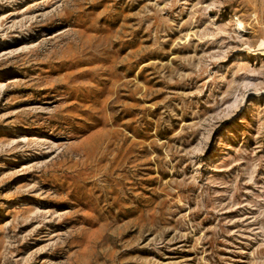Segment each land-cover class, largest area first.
Masks as SVG:
<instances>
[{"label": "rangeland", "instance_id": "rangeland-1", "mask_svg": "<svg viewBox=\"0 0 264 264\" xmlns=\"http://www.w3.org/2000/svg\"><path fill=\"white\" fill-rule=\"evenodd\" d=\"M262 39L264 0H0V264H264Z\"/></svg>", "mask_w": 264, "mask_h": 264}, {"label": "bare ground", "instance_id": "bare-ground-1", "mask_svg": "<svg viewBox=\"0 0 264 264\" xmlns=\"http://www.w3.org/2000/svg\"><path fill=\"white\" fill-rule=\"evenodd\" d=\"M259 43L257 44L256 48L251 49L250 47H247L248 51L251 52L252 54H259V55H263L264 56V39L258 41ZM260 89V88H259ZM253 95H260V94H264V89H260V90H255L252 92ZM244 99V98H243ZM246 104V103H245ZM252 104V103H251ZM242 105H243V101H242ZM240 108V107H239Z\"/></svg>", "mask_w": 264, "mask_h": 264}]
</instances>
